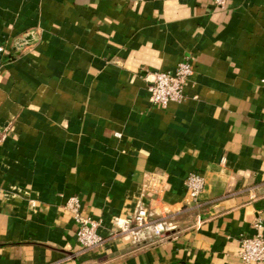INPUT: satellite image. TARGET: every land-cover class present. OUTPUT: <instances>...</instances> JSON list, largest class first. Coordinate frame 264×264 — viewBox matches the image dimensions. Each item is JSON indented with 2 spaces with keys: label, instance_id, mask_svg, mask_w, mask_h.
Wrapping results in <instances>:
<instances>
[{
  "label": "crops",
  "instance_id": "crops-1",
  "mask_svg": "<svg viewBox=\"0 0 264 264\" xmlns=\"http://www.w3.org/2000/svg\"><path fill=\"white\" fill-rule=\"evenodd\" d=\"M0 45V264H242L264 233V0H0ZM182 60L184 98L151 102Z\"/></svg>",
  "mask_w": 264,
  "mask_h": 264
},
{
  "label": "built area",
  "instance_id": "built-area-1",
  "mask_svg": "<svg viewBox=\"0 0 264 264\" xmlns=\"http://www.w3.org/2000/svg\"><path fill=\"white\" fill-rule=\"evenodd\" d=\"M218 5H223L225 0H214ZM7 52L5 46L0 45V55ZM2 61L0 57V71ZM193 72L190 61L178 62L174 70L154 71L148 77V90L150 100L156 105L165 107L171 101H181L184 98V87ZM204 178L198 173H190L185 179L186 197L195 200L202 190ZM66 208L71 212L77 224V239L83 249L88 250L103 243L105 238L98 233L101 221L84 214L81 208V200L78 195L68 198ZM150 223L148 212L141 208L133 222L125 221L120 226L121 233L135 235L138 229ZM256 233L251 236H243L240 239L239 255L242 264H250L253 261H264V233L262 232V220L257 218L254 222ZM159 228L156 227L157 233Z\"/></svg>",
  "mask_w": 264,
  "mask_h": 264
},
{
  "label": "water",
  "instance_id": "water-1",
  "mask_svg": "<svg viewBox=\"0 0 264 264\" xmlns=\"http://www.w3.org/2000/svg\"><path fill=\"white\" fill-rule=\"evenodd\" d=\"M29 38H30V34L17 38L14 44L15 51L18 52L25 44L29 43L30 42Z\"/></svg>",
  "mask_w": 264,
  "mask_h": 264
},
{
  "label": "rangeland",
  "instance_id": "rangeland-1",
  "mask_svg": "<svg viewBox=\"0 0 264 264\" xmlns=\"http://www.w3.org/2000/svg\"><path fill=\"white\" fill-rule=\"evenodd\" d=\"M189 201H192V200H189ZM151 222H152V220H151ZM156 227H158L159 229H161V226H160V223L158 222V223H156L155 224V230H156ZM157 232V231H156ZM161 232V230H159V233ZM99 233V232H98ZM120 234H127V233H121V232H119ZM100 234V233H99ZM99 246V245H98ZM97 247V246H96ZM95 248V247H94ZM91 249H93V248H91Z\"/></svg>",
  "mask_w": 264,
  "mask_h": 264
}]
</instances>
